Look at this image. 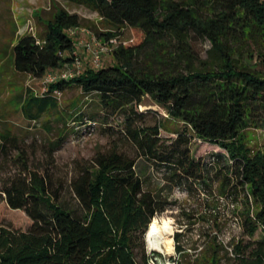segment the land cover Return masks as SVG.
<instances>
[{
	"label": "trees",
	"instance_id": "16d2710c",
	"mask_svg": "<svg viewBox=\"0 0 264 264\" xmlns=\"http://www.w3.org/2000/svg\"><path fill=\"white\" fill-rule=\"evenodd\" d=\"M89 1L109 28L98 32L101 39H118L132 28L140 32L139 42L120 43L109 66L87 67L53 82L41 97L30 94L24 109L38 119L59 107L56 90L78 86L96 94L105 111L124 117L126 138L153 164L166 167L170 184L192 187L199 180L211 192L213 182L225 175L221 191L227 198L246 197L242 237L228 251L232 264H264V149L252 150L244 135L249 128L264 130V0ZM55 9L44 32L27 34L13 46L18 72L44 78L74 66L79 55L70 30L81 27L83 18L58 3ZM194 34L211 42L209 57L198 50ZM243 56L258 59L262 67ZM147 100L186 124L174 142L162 143V120L139 124L140 105ZM2 137L7 143L0 147L7 151L11 139L6 133ZM192 138L217 150L196 160ZM57 146H50L52 165L46 168L16 147L22 170L5 180L0 202L23 211L32 223L20 229L0 220V264H152L145 235L173 204L164 186L140 174L135 158L113 149L76 171L70 189L78 205H63L64 184H57L51 170ZM257 232L262 235L254 238ZM177 251L187 254L180 244ZM215 256L208 264H219L218 252Z\"/></svg>",
	"mask_w": 264,
	"mask_h": 264
},
{
	"label": "rangeland",
	"instance_id": "374dc122",
	"mask_svg": "<svg viewBox=\"0 0 264 264\" xmlns=\"http://www.w3.org/2000/svg\"><path fill=\"white\" fill-rule=\"evenodd\" d=\"M57 3L83 18L81 27L73 34L82 60L81 72L87 67L96 68L92 50L87 45L92 44L93 50L104 49L102 65L105 67L114 63L115 47L122 42L125 45L137 43L141 37L138 30L126 28L118 39H101L98 32L109 28L89 0H0V134L6 133L11 139L7 151L0 147V188L10 175L22 170L17 146L27 151L33 164L46 168L52 165L48 151L55 144L58 146L54 150L55 165L51 170L57 184H64L60 203L77 206L76 197L70 189L76 171L83 164H91L99 152L116 149L135 158L137 171L152 177L157 186H164L165 194L173 203L154 219L172 225V253L151 250L147 233L145 235V251L156 259V264H168L170 260L183 264H208L216 258V252L220 256L219 264L234 263V256L228 251H232L234 241L242 237L240 225L246 209V197L242 195L234 201L227 198L226 192L221 191L225 175L213 182L212 193L205 191L199 180L192 187L189 184H170L165 175L166 167L153 164L126 138L124 117L105 111L96 94H87L78 86L68 87L62 94L55 92L59 107L40 118L33 119L26 112L24 103L30 94L40 97L47 94L51 83L47 77L35 78L18 72L14 65L13 46L27 34L39 36L44 32L46 21L53 17ZM95 38L97 43L93 41ZM193 39L203 57H209L211 42L195 34ZM243 57L247 63L262 67L258 59ZM140 111L143 113L140 125L155 126L163 121L162 143L174 142L178 132L186 130L184 122L170 117L164 108L150 100L140 105ZM82 113L84 117H81ZM244 135L252 150L264 149L263 130L249 128ZM15 137L17 142L12 145ZM0 142L7 143L3 137ZM189 147L196 160L217 150L213 146H201L193 138ZM0 220L20 229H27L32 223L23 211L11 209L5 201L0 202ZM177 233H181L180 241H177ZM261 235L257 232L254 238ZM250 240L249 236L245 237L246 242ZM178 244L186 250L185 256L179 255ZM142 250L141 247L138 250V259Z\"/></svg>",
	"mask_w": 264,
	"mask_h": 264
},
{
	"label": "built area",
	"instance_id": "2783aa9c",
	"mask_svg": "<svg viewBox=\"0 0 264 264\" xmlns=\"http://www.w3.org/2000/svg\"><path fill=\"white\" fill-rule=\"evenodd\" d=\"M77 29L78 28L71 29L70 30L71 35L75 34ZM93 41H94V43H97V39L96 38ZM123 44H125V43H123ZM87 47H88V49L92 50L93 62L96 65V67L101 66L102 65V54L104 52V49L93 50L92 44L87 45ZM81 64H82V60L80 59V57H77L76 58V62H75L73 67H68L66 69H62V70H58V71H51L45 77H47V80L50 83L56 82V81L61 80V79H69V78L81 73V71H80ZM56 92L59 93V94H62V91H60V90H56ZM240 228L242 230V222H241ZM151 263L152 264H156V259L154 257H151ZM168 264H178V261H175V260L171 261L170 260L168 262Z\"/></svg>",
	"mask_w": 264,
	"mask_h": 264
},
{
	"label": "bare ground",
	"instance_id": "6f19581e",
	"mask_svg": "<svg viewBox=\"0 0 264 264\" xmlns=\"http://www.w3.org/2000/svg\"><path fill=\"white\" fill-rule=\"evenodd\" d=\"M172 225L152 221L147 231V242L151 250H159L163 253L170 254L173 251V239L171 238Z\"/></svg>",
	"mask_w": 264,
	"mask_h": 264
}]
</instances>
